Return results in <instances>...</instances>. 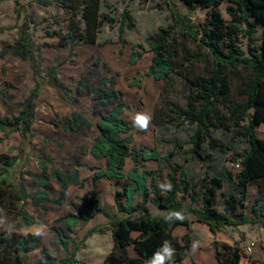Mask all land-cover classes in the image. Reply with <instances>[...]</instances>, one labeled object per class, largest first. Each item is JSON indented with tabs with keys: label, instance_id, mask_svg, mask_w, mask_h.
<instances>
[{
	"label": "rangeland",
	"instance_id": "1",
	"mask_svg": "<svg viewBox=\"0 0 264 264\" xmlns=\"http://www.w3.org/2000/svg\"><path fill=\"white\" fill-rule=\"evenodd\" d=\"M45 1L50 3L45 4ZM172 4H175L176 11L187 13L181 0H0V118L17 117L34 87L31 62L23 61L18 52H4L5 48H11L16 43L23 30L30 43L39 48L44 76L40 79L43 86L35 100L31 142H22L19 132L0 131V157L15 158L17 161L15 168L5 174L13 186L20 188L21 182L31 194L46 191L49 200L48 204L40 207L34 206L30 200L20 202L12 186H6L5 198L0 205V218L5 220L4 224H0V264H39L47 259L58 263L69 258L74 250H78L76 258L83 264H102L110 252L112 239L105 234L109 229L104 234L94 233L84 238L90 230L108 226L109 219L105 214L123 217L116 208L114 198L127 179L94 183L93 171L95 174V168H104V160L97 161L91 171L90 168L78 171L80 178H84L80 185L69 184L61 188L53 176L55 170L70 174L76 167L82 168L81 162L86 160L84 150L98 134L97 121L111 111L114 104L101 106L97 101L96 89L102 79H107V88L122 93L121 102L128 107L122 116L125 122L133 126L134 117L139 112L152 117L147 131H140L133 126L132 146L135 149L156 148L161 156L175 152V159L171 163L163 160L144 163V170L162 169L161 178L151 181L154 185L159 187L161 183L167 182L170 168L179 166L178 174L185 171L189 184H196L197 194L202 197L209 180L220 177L223 187L217 192L216 209L223 213L229 207V200H232L238 205L236 213L242 212L241 190L235 179L240 167L233 159L243 156L250 145L237 134L234 112L247 101L246 89L251 73L241 66L225 68L224 77L230 85V93L222 97L220 106L215 108V115L225 123L212 119L210 127L211 137L218 140L221 147L212 151L205 142L202 154L211 158L210 163L197 161L191 154L190 144L195 127L188 124L179 127L168 123L171 114L167 104L186 107L187 99L193 92L191 80L199 76L210 77L212 57L197 42L178 34L173 44L177 52L173 63L174 73L168 83L145 76L153 57L149 40L158 33L160 27L175 25ZM228 6L230 3L225 0L218 8L226 23L231 19L227 13ZM124 11L133 17L135 25L132 30L125 31L121 40L119 28ZM206 17L207 10L199 9L192 14L191 19L200 26ZM261 34L262 29L259 28L255 37L261 38ZM93 39V44L88 43L87 40ZM238 45L249 54L250 47H260L261 42L250 45L249 39L240 34ZM134 46H139L136 51L142 56L137 58L135 64H131L130 55ZM50 66L56 67V80L60 89L44 84L48 82L46 75ZM75 112L83 115L91 124L79 133L78 156L70 152V146H75V142L70 143V134L61 129L64 121ZM256 135L264 139V123L256 127ZM175 144L182 147L177 148ZM41 161L47 167V184L32 179V176L41 174ZM132 166L131 160H127L125 174ZM92 189L96 191L104 213L87 223L78 221L72 228L68 227L64 218L90 214L79 199H88ZM257 198L264 200V179L251 183L244 195V213L264 220V213L260 209L264 201L257 203ZM177 200L184 206L201 208V201L193 204L189 194H180ZM139 201L140 197L136 196L134 203ZM70 204H74L76 209L72 210ZM19 207L33 220L32 227L21 228ZM148 208L154 216L164 214L151 202ZM187 217L192 222L191 229L188 231L186 227L179 226L174 230V235L180 240L186 233L192 239L190 255L182 264H218L215 260V244L239 247L245 254L241 264H264V230L261 226L227 227L213 234L207 226L198 223L193 215L188 214ZM40 225L46 226L45 234L36 236L33 232ZM27 234L31 235L29 241L37 245V250L24 255L16 250L15 242ZM194 243L197 245L195 249ZM251 244H254L253 251L247 253L246 249ZM130 252L135 253L133 248Z\"/></svg>",
	"mask_w": 264,
	"mask_h": 264
},
{
	"label": "trees",
	"instance_id": "2",
	"mask_svg": "<svg viewBox=\"0 0 264 264\" xmlns=\"http://www.w3.org/2000/svg\"><path fill=\"white\" fill-rule=\"evenodd\" d=\"M181 1L186 6L187 13L183 14L176 11L174 9L175 4H172L171 9L175 25L160 27L158 33L149 40L153 57L145 76L168 83L174 73L173 63L177 57V52L173 44L178 34L192 42H197L212 57L213 69L210 77L199 76L191 80L193 92L191 97L187 99L186 107L181 108L172 103L167 104L171 114L168 123H173L179 127L185 124L194 126L195 132L190 139L191 154L197 161L209 164L211 158L202 154V148L205 142L208 143V147L212 151L221 147L220 142L211 137L210 127L212 119H217L222 124L225 123L223 119L217 118L215 108L220 106L221 98L230 93V85L224 77V70L227 67L241 66L250 71L251 78L246 89L247 101L239 105L234 112L237 118V134L246 139L250 145L243 156L233 159L234 163L240 167L235 179L239 190H241L240 208L242 212L236 213L238 205L232 200H229V207L223 213L216 209L217 192L223 187V181L220 177L209 180L208 184L205 185L202 197L197 194L198 186L189 184L185 171L178 174L179 166L170 168L167 182L172 184L171 191L162 190L154 185L152 182L161 178L162 169L144 170V163L160 160L171 163L175 159V152L171 151L167 155L161 156L156 148L135 149L132 146L134 127L122 118L128 109L121 102L122 93L107 88V79H102L96 89L97 101L101 106L114 105L111 111L102 116L96 123L98 136L90 149V155L97 160H104L105 167L95 168L96 172L92 181L94 183L101 180L119 182L127 179L122 190L116 191L114 198L116 208L123 217L105 214L109 219L108 226L92 229L84 238L85 240L94 233L104 234L107 229L112 232L113 247L102 264H117L119 262L147 264V261L162 247L165 241L170 242L175 249V264H182L190 255L192 239L186 233L180 240L174 235V230L179 226L186 227L188 231L191 229L192 222L188 219V214L193 215L198 223L207 226L213 234H218L227 227L237 228L244 225L261 226L264 230V220L249 217L244 213L246 209L244 195L247 187L257 180L264 179V139H260L256 135V127L264 123V0H228L230 6L227 7V13L231 18L228 23L225 22L218 10L225 0ZM49 3L50 1H45V4ZM199 9L207 10L206 20L200 26L193 23L191 19L192 14ZM134 25L133 17L128 11H124L119 28L121 40L124 38L125 31L132 30ZM259 28L262 29L261 38H256ZM240 34H244L249 39L250 45L261 42V46L252 49L250 47L249 54H246L238 45ZM25 35L26 32L21 31L16 43L11 48H5L4 52H18L23 61L31 62L34 87L17 117L13 119L0 118V131L4 133L8 131L19 132L22 142L26 141L29 144L33 136L31 129L35 115V100L43 86L40 79L44 76L41 72L39 48L31 44ZM87 41L93 44L95 40ZM138 47H133V52L130 55L131 64H135L137 58L142 56V53L136 51ZM1 58L2 56H0ZM55 71V66L48 68L46 75L48 82H44V84L60 89L61 86L56 80ZM90 125V122L83 115L75 112L64 121L61 127L64 132L79 134L84 128H89ZM175 145L177 148L182 147L180 144ZM127 160H131L133 166L125 174ZM16 164L15 158L0 157V205L3 204L4 191L7 185L12 186V190L17 194L20 202L30 200L37 207L48 204L46 191L31 194L26 191L21 182L20 188H17L8 180L5 174L14 169ZM40 169L41 174L37 177L32 176V179L47 184L49 176L43 161L40 162ZM53 176L61 188H65L69 184L80 185L83 183L79 180L75 170L70 174H63L59 170H55ZM180 194H189L193 204L201 201V208L182 205L177 200ZM136 196L140 197V201L134 203ZM259 201L263 202L264 200L257 198L256 202ZM79 202L90 214L84 217L77 214V216L64 218L65 224L70 228L78 221L87 223L104 213L94 189L89 192L88 199L81 198ZM149 202L164 214L152 215L148 208ZM70 207L72 210L76 209L74 204H70ZM260 209L264 213V203L261 204ZM172 211L181 212L184 218L168 222L165 217ZM18 215L21 220V228H30L34 225L33 220L22 207H19ZM134 233H138V235L134 237ZM29 237L31 235L27 234L16 240L15 247L19 253L26 255L37 250V245L30 243ZM129 247H133L137 254L136 257L130 255ZM77 251L74 250L69 258L62 259L58 263L47 259L45 262L40 261L39 264H83L76 258ZM214 253L218 264H241L242 258L245 256L239 247L227 244L221 246L215 244Z\"/></svg>",
	"mask_w": 264,
	"mask_h": 264
},
{
	"label": "clouds",
	"instance_id": "3",
	"mask_svg": "<svg viewBox=\"0 0 264 264\" xmlns=\"http://www.w3.org/2000/svg\"><path fill=\"white\" fill-rule=\"evenodd\" d=\"M151 120H152L151 115L145 112H139L134 117L133 126L140 131H147L151 123ZM159 187L165 191L172 190V184L170 182L161 183ZM183 218H184L183 214L178 211H172L165 217V219L168 222H172L173 220H182ZM4 223L5 220L3 218H0V224H4ZM11 227L12 226L9 225V229H11ZM45 231H46V226L40 225L39 227L36 228L33 234L36 236H42L45 234ZM196 246L197 245L194 243L193 249H195ZM174 256H175V249L171 246L170 242L165 241L162 247L158 249L153 254V256L147 261V264H175Z\"/></svg>",
	"mask_w": 264,
	"mask_h": 264
},
{
	"label": "crops",
	"instance_id": "4",
	"mask_svg": "<svg viewBox=\"0 0 264 264\" xmlns=\"http://www.w3.org/2000/svg\"><path fill=\"white\" fill-rule=\"evenodd\" d=\"M61 129H62V127H61ZM62 131H63V129H62ZM64 132V131H63ZM65 133H67V132H65ZM70 134V143H74L75 142V146L72 148V146H70V152L72 153V154H74V155H79L78 154V140H77V138H78V136H79V134H76V133H69ZM98 136V134L93 138V140L91 141V144L88 146V148H86L84 151L86 152L85 153V158H86V160H84V162H83V160H82V168H77L76 167V172L78 173V176H79V172L78 171H80V169H89L90 171H91V168H93V167H96V163H97V161L98 162H101V160H97V159H95V158H93L91 155H90V149H91V147H92V145H93V143H94V140H95V138ZM74 139H76V140H74ZM99 168H101V167H99ZM79 169V170H78ZM93 171V170H92ZM93 175H94V171H93ZM84 178H80V176H79V180L80 181H82ZM101 181H104V180H101ZM108 181V180H107ZM100 182V181H99ZM70 185H73V184H70ZM106 235H107V237L108 238H111L112 239V232L110 233V231H107L106 233H105ZM110 234H111V236H110ZM138 235V233H134L133 234V236L135 237V236H137ZM109 240V239H108ZM112 247H113V242H112ZM131 248H133V247H129L128 248V251H129V253H130V255L132 256V257H136L137 256V254H136V252L134 253V254H132L131 252H130V249ZM111 250H112V248H111ZM111 250H110V252H111ZM109 252V253H110ZM108 253V254H109ZM108 254H107V256H108ZM106 256V257H107ZM105 257V258H106ZM105 260V259H104ZM104 262V261H103Z\"/></svg>",
	"mask_w": 264,
	"mask_h": 264
},
{
	"label": "built area",
	"instance_id": "5",
	"mask_svg": "<svg viewBox=\"0 0 264 264\" xmlns=\"http://www.w3.org/2000/svg\"><path fill=\"white\" fill-rule=\"evenodd\" d=\"M253 247H254V244H251L250 246H248L246 249L247 253H252Z\"/></svg>",
	"mask_w": 264,
	"mask_h": 264
}]
</instances>
